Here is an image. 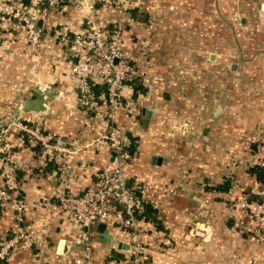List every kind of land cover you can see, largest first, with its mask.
<instances>
[{"label": "crops", "instance_id": "crops-1", "mask_svg": "<svg viewBox=\"0 0 264 264\" xmlns=\"http://www.w3.org/2000/svg\"><path fill=\"white\" fill-rule=\"evenodd\" d=\"M42 5L23 1L27 13ZM159 6L156 0L98 6L103 23L121 27L122 49L149 72L134 98L140 110L114 113L126 146H134L124 173L143 206L146 264H264V230L232 206L264 197L257 165L264 157V0H166V32ZM82 25L71 6L52 12L38 21L42 47L35 55L17 20L0 14V119L21 116L69 150L47 161L41 145L10 129L5 141L20 170L18 189L2 211L0 240L16 226L15 203L23 207L18 225L32 241L21 242L3 264L132 260L124 248L128 234L112 225H105L109 243L99 241L95 227L88 230L86 259V229L59 206L60 197L79 194L112 166L99 140L108 123L79 107L71 74L67 45ZM46 55L52 61L45 62ZM35 88L56 94L44 99L43 111H22ZM146 111L151 116L144 128ZM152 157L161 162L152 164ZM3 162L0 153V186Z\"/></svg>", "mask_w": 264, "mask_h": 264}, {"label": "built area", "instance_id": "built-area-1", "mask_svg": "<svg viewBox=\"0 0 264 264\" xmlns=\"http://www.w3.org/2000/svg\"><path fill=\"white\" fill-rule=\"evenodd\" d=\"M23 1L0 0V14L17 20L26 36L29 51L35 55L41 52L42 47V28L38 26V21H45L52 12L65 11L67 6L73 7L83 16V27L74 33L67 45L71 74L77 82V102L86 113L108 123L99 140L111 153L112 166L99 172L79 194L60 197V210L71 214L73 220L86 229L81 235L86 259L90 252L88 230L103 224L112 225L128 234L132 253L130 264H146L148 258L139 218L143 206L137 189L126 186L124 171L132 156L127 150L125 134L114 124V113L117 109H123L132 115L134 111L140 110L142 104L134 99L135 88L138 82H146L147 74L122 49L121 27L103 23L98 9V6L111 9L121 0H43L42 7L36 13H27ZM44 61H52L51 56L46 55ZM10 129L28 134L31 140L41 145L47 161H56L69 151L52 136L43 135L39 125L32 128L21 116L0 119V153L4 154L0 220L6 201L18 189L16 174L20 165L8 151L5 141ZM257 165L264 176V157ZM232 206L246 211L258 228L264 230V197L260 201L238 200ZM13 209L17 215L16 226L11 230L10 238L0 240V264L8 259L21 242L32 241L27 239L24 230L18 225L23 219V207L14 203Z\"/></svg>", "mask_w": 264, "mask_h": 264}, {"label": "water", "instance_id": "water-1", "mask_svg": "<svg viewBox=\"0 0 264 264\" xmlns=\"http://www.w3.org/2000/svg\"><path fill=\"white\" fill-rule=\"evenodd\" d=\"M55 94L56 92H50L47 89L44 91H40L38 88L33 89L31 92V96L24 99L23 104H22V111H33L37 113L40 111H43L44 99L53 98ZM150 116H151V111H146L145 120L143 121L144 128L147 126ZM160 162H161L160 158L152 157V164H155V163L159 164ZM126 186L129 187V183H126ZM94 227L96 228V232L99 236V241L101 243H109L110 241L113 240V237L109 234L105 225L98 224L97 226H94ZM124 248H129V247L125 246Z\"/></svg>", "mask_w": 264, "mask_h": 264}, {"label": "rangeland", "instance_id": "rangeland-1", "mask_svg": "<svg viewBox=\"0 0 264 264\" xmlns=\"http://www.w3.org/2000/svg\"><path fill=\"white\" fill-rule=\"evenodd\" d=\"M143 1H149V0H143ZM159 2L160 6L157 8V14L158 16L162 17L165 19L164 22H162L159 26L162 28L163 27V30L166 32V0H156ZM160 60H165V57H158ZM141 69V68H140ZM144 71V70H143ZM147 72V71H146ZM149 74V72H147ZM146 82L149 80V75H146ZM164 82L166 83V76H165V79H163ZM145 82V83H146Z\"/></svg>", "mask_w": 264, "mask_h": 264}, {"label": "trees", "instance_id": "trees-1", "mask_svg": "<svg viewBox=\"0 0 264 264\" xmlns=\"http://www.w3.org/2000/svg\"><path fill=\"white\" fill-rule=\"evenodd\" d=\"M141 88H143V84H142L141 82H138V83L136 84L134 98L136 97V92L139 91ZM127 150H128L131 154H133L134 146H133V145H132V146H128V147H127ZM260 172H261V171H260Z\"/></svg>", "mask_w": 264, "mask_h": 264}]
</instances>
